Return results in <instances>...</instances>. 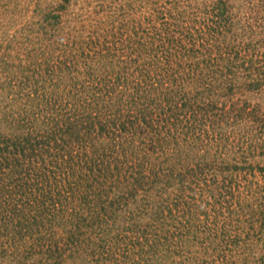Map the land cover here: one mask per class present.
Listing matches in <instances>:
<instances>
[{
	"label": "rangeland",
	"instance_id": "374dc122",
	"mask_svg": "<svg viewBox=\"0 0 264 264\" xmlns=\"http://www.w3.org/2000/svg\"><path fill=\"white\" fill-rule=\"evenodd\" d=\"M0 135V264H264V0H0Z\"/></svg>",
	"mask_w": 264,
	"mask_h": 264
},
{
	"label": "trees",
	"instance_id": "16d2710c",
	"mask_svg": "<svg viewBox=\"0 0 264 264\" xmlns=\"http://www.w3.org/2000/svg\"><path fill=\"white\" fill-rule=\"evenodd\" d=\"M8 141L5 139L4 136L0 135V144L4 143L7 144ZM1 157V156H0ZM36 157V156H35ZM3 162H0V193L4 195L6 193L5 185L2 183L3 180H6L8 187H10V175L12 176L13 180L17 183H25L28 184L29 182V176L31 171H35L39 174H35L34 178L32 180H36L41 184V186L44 184L49 185L50 181H52L55 177V172L50 168V166H38V161L32 160V158L29 156L30 159H26L25 156H21V158H10V157H1ZM4 169H8V172H4ZM24 175V176H23ZM2 179V181H1ZM34 185V184H33ZM37 185V183H36ZM18 186H21L18 185ZM3 190H5L3 192ZM0 194V196H1ZM35 197V196H33ZM39 197V196H37ZM36 198V197H35ZM46 198V197H43ZM49 199V198H47ZM6 203V201H5Z\"/></svg>",
	"mask_w": 264,
	"mask_h": 264
}]
</instances>
